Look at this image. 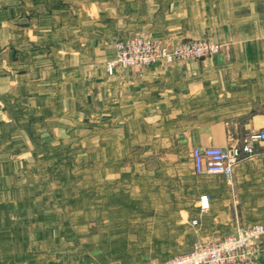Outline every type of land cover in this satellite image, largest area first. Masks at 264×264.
Returning a JSON list of instances; mask_svg holds the SVG:
<instances>
[{
  "label": "crops",
  "instance_id": "obj_1",
  "mask_svg": "<svg viewBox=\"0 0 264 264\" xmlns=\"http://www.w3.org/2000/svg\"><path fill=\"white\" fill-rule=\"evenodd\" d=\"M137 32L170 45L209 37L223 49L109 72L115 42ZM4 99L0 113L122 118L124 150L188 151L195 199L180 213L187 225L197 220L199 240L264 225L250 216L264 199V141L232 178L199 175L192 159L197 147L240 145L264 131V0H0L1 107ZM202 195L211 199L207 212ZM256 264H264V237Z\"/></svg>",
  "mask_w": 264,
  "mask_h": 264
},
{
  "label": "rangeland",
  "instance_id": "obj_2",
  "mask_svg": "<svg viewBox=\"0 0 264 264\" xmlns=\"http://www.w3.org/2000/svg\"><path fill=\"white\" fill-rule=\"evenodd\" d=\"M135 38L223 49L209 37L170 45L137 32L115 42L109 72L161 64L111 68L118 44ZM4 100L0 110L9 107ZM114 117L0 113V264H152L204 242L180 213L195 199L190 153L124 150V119ZM256 200L261 212L250 216L263 223L264 199Z\"/></svg>",
  "mask_w": 264,
  "mask_h": 264
},
{
  "label": "built area",
  "instance_id": "obj_3",
  "mask_svg": "<svg viewBox=\"0 0 264 264\" xmlns=\"http://www.w3.org/2000/svg\"><path fill=\"white\" fill-rule=\"evenodd\" d=\"M222 51V46L214 42L177 44L166 47L135 38L118 44L116 60L110 67L120 64L124 67L143 66L153 63L171 65L178 59L210 57ZM264 141V131L247 133L240 145L228 147H197L192 151L195 172L199 175H221L232 178L238 163L256 154V145ZM201 211L207 212L211 207L208 195L199 199ZM194 224L197 221H193ZM264 225L255 224L240 229L237 234L221 239L201 242L192 251L166 261L152 264H255L262 250Z\"/></svg>",
  "mask_w": 264,
  "mask_h": 264
}]
</instances>
